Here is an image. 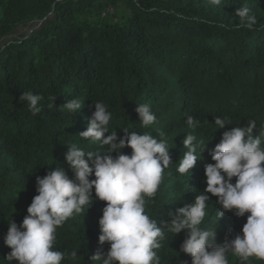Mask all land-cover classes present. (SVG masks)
Here are the masks:
<instances>
[{"label":"trees","instance_id":"1","mask_svg":"<svg viewBox=\"0 0 264 264\" xmlns=\"http://www.w3.org/2000/svg\"><path fill=\"white\" fill-rule=\"evenodd\" d=\"M245 4L257 17L253 30L236 27V9ZM7 36L13 39L0 47V264H19L5 260L11 252L5 244L8 221L19 225L28 215L38 194L37 176L58 165L74 178L67 144L100 148L79 136L87 130L94 102L107 105L113 114L109 129L120 137L122 128L167 137L173 164L146 209L158 226L206 188L205 164L214 163L209 150L224 131L251 120L257 131L264 126V0H221L220 5L209 0H0V38ZM27 91L43 97L36 115L21 101ZM72 98L82 101L77 114L62 107ZM144 103L157 116L147 127L136 112ZM188 116L202 126L190 128ZM215 116H227L230 125L218 129ZM187 134L208 143L192 176L176 171ZM122 151L131 154L132 149ZM208 195L202 227L217 228L216 243L223 245L242 234L249 214L228 211L219 220L218 197ZM105 204L95 199L57 230V250L78 252L75 262L62 264H92L98 250H109V244L99 243ZM185 238L186 231L168 234L157 250L161 264H191L190 255L179 253ZM229 264H239L238 258L230 255ZM251 264L264 261L253 258Z\"/></svg>","mask_w":264,"mask_h":264},{"label":"clouds","instance_id":"2","mask_svg":"<svg viewBox=\"0 0 264 264\" xmlns=\"http://www.w3.org/2000/svg\"><path fill=\"white\" fill-rule=\"evenodd\" d=\"M209 2L221 4V0ZM235 15L240 21L237 28L253 30L257 24V17L251 14L247 4L237 8ZM42 100L41 95L31 91L21 96L33 115L41 112ZM54 100L49 108L55 105ZM62 107L76 114L83 108L79 98L68 100ZM94 107L87 130L79 136L98 142L100 148L93 151L76 143L67 144L66 162L74 178L64 166L58 165L45 176H37L38 194L27 208L28 215L19 225L8 221L5 244L11 252L5 259L7 262L62 264L68 259L75 262L76 250H57V230L85 208L88 210L95 199L106 202L99 219V243L101 246L107 243L110 248L106 253L98 250L92 255V264H161L157 250L164 246L169 233L177 236L182 231H186V238L179 253L190 255L191 264H229L230 255L238 258L239 264H251L253 258L264 261V126L257 131V122L251 120L243 127L224 131L220 142L209 150L214 163L205 164L206 188L194 203L169 212L171 221L158 226L157 218L146 209L160 191L166 170L173 164L167 137L161 133L158 139L126 128H122L125 135L120 137L117 131L109 129L113 114L107 105L94 102ZM136 112L145 127L157 121L150 104H138ZM186 124L192 129L202 126L192 116L187 117ZM214 124L222 129L230 125V119L215 116ZM182 143L186 151L176 171L192 176L191 170L202 160L208 143L205 145L195 134H187ZM102 146H106L103 154ZM125 147L132 149L131 154L122 151ZM93 175L95 178L90 179ZM209 193L218 197L219 220L228 211L237 217L249 214L242 234L226 238L223 245L216 243L217 228L202 227L211 199Z\"/></svg>","mask_w":264,"mask_h":264},{"label":"rangeland","instance_id":"3","mask_svg":"<svg viewBox=\"0 0 264 264\" xmlns=\"http://www.w3.org/2000/svg\"><path fill=\"white\" fill-rule=\"evenodd\" d=\"M119 9L123 10V8L121 6H119ZM113 13H114V11L110 10L109 15L113 16L114 15ZM41 23H42L41 21L37 22L36 27H38ZM12 39H13V36H7V37L0 38V47L3 46L4 44H6L8 41H11Z\"/></svg>","mask_w":264,"mask_h":264}]
</instances>
